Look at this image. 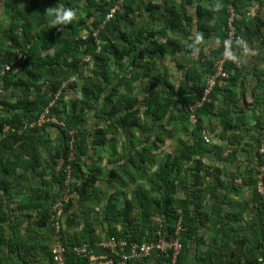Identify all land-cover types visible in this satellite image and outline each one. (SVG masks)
<instances>
[{
    "label": "trees",
    "instance_id": "1",
    "mask_svg": "<svg viewBox=\"0 0 264 264\" xmlns=\"http://www.w3.org/2000/svg\"><path fill=\"white\" fill-rule=\"evenodd\" d=\"M116 1L0 0V13L8 20L7 27L0 32V69L4 64L12 65L9 72L1 74L0 71V89L3 91L0 95V252L5 247L9 254L16 253L19 260L14 263L10 257L6 260L0 258V264H43L31 259L29 251L33 249L30 250L25 244L29 240L36 242L41 237V230L44 231L43 235L47 231L46 236L51 239L48 222L50 203L39 206L38 230L34 232L28 229L25 235H21L16 227L17 221H13L3 210L1 195L6 194V179L15 167L36 174V169L41 165L39 148L48 143L43 140L41 133L47 126L56 127L45 124L42 128L24 129L23 124L37 120L53 100L55 92L61 88V99L50 108V116L56 117L68 130L74 131V140L70 144L65 131L56 128L59 133V153L56 157L62 160L56 177L58 191L63 187L64 167L69 165L70 188L74 198L67 207L70 211L67 225H72L73 219L74 225L82 221V218L86 221L81 232L66 241V247L83 242L92 245L97 241L93 227L95 222L101 226L104 222L107 224L106 238L124 237L141 243L146 232H149V240L173 236L176 223L181 218L184 230L180 234V242L183 249L185 233L189 232L185 222L187 212L185 201L173 198V185L184 166L194 159L199 160L205 154L206 147L210 146L202 140L203 128L200 122L203 116L213 113L217 95L223 92L226 94L224 99L227 107L234 102L229 87L237 81L239 71L235 68L236 53L243 48L244 43V34L241 33L238 20L235 21L236 36L241 42L233 40L230 58L223 63L227 77L216 81L211 91V102L195 111L194 123L189 120L190 115L183 105L197 100L205 80L215 73V65L222 59L226 43L227 5L231 4L237 13V0H222L217 13L196 4L195 25L199 39L196 37V42L192 44L197 45L200 39L208 38L211 33L217 35L219 43L215 49L202 56V69L198 71L197 68H191L177 89L167 82L165 73H160L156 66L157 61L161 62L165 56L174 54L181 45L167 43V40L160 42L153 31H135L134 20L137 13L147 10L150 16L160 15L163 18L161 27L164 31L169 28L179 29L182 22L190 27L191 20L184 14L182 5L172 0H161L158 5L142 0H123L122 12L116 13L115 19L108 21L97 38H93L92 31L105 20ZM57 3L74 8L77 14L76 19L59 32L45 13L47 8ZM83 32H87L85 39L81 38ZM96 41H99L98 51ZM187 51L190 52V49ZM87 56L92 62L88 74V63L83 62ZM126 58H131L128 63L131 68L126 73L116 72L114 69L122 66ZM139 79L146 81L148 86L142 96L135 92L134 84ZM220 81L223 82L219 84ZM190 84L193 87L187 90L183 88V85ZM74 89H79V97L65 99L64 94ZM93 120L92 129L87 130L86 126ZM223 123L224 130L232 129L231 124L225 120ZM4 125L14 131L4 135ZM188 127L191 128L189 135L194 142L187 144L177 138L180 147L176 154L156 165L153 152L166 140L174 138L177 130L186 132ZM255 129L259 144L264 132V113L256 117ZM117 144L122 146L123 155H128L127 164L123 170L119 167L108 172V185L114 187L116 179L123 181L122 174L133 183H137L138 178L146 179L148 183L152 178L153 182L148 189L136 184L129 199L124 193L109 196L101 207V217L91 222L89 213L94 206L99 205V199H91L95 195L93 185L98 180V171L87 164V152L94 146L107 147L111 156H114ZM20 156L26 159L21 161ZM10 157L15 160L11 161ZM257 161L259 167L261 157L258 154ZM10 162L13 168L9 166ZM154 166L157 168L150 173V168ZM31 192L32 195H38L37 190L32 189ZM151 192L157 193L159 198L151 199ZM258 201L259 211L262 210L264 214L259 196ZM88 204H92V207L89 208ZM73 206H77V209L71 213ZM5 223H8L9 233L4 227ZM114 225H121V231H115ZM163 261L164 257L159 255L157 264ZM141 262L132 261L127 264Z\"/></svg>",
    "mask_w": 264,
    "mask_h": 264
},
{
    "label": "crops",
    "instance_id": "2",
    "mask_svg": "<svg viewBox=\"0 0 264 264\" xmlns=\"http://www.w3.org/2000/svg\"><path fill=\"white\" fill-rule=\"evenodd\" d=\"M142 1L158 5L161 0ZM172 1L182 5L184 14L191 20L190 27L182 22L179 29L169 28L164 31L161 27L163 18L160 15L152 17L149 11L142 10L136 14L134 30L153 31L160 42L167 40V43L175 42L181 45L177 52L165 56L161 62L157 61L156 66L160 73H165L167 82L177 89L183 83L186 72L191 68H197L198 71L202 69V56L215 49L219 43L217 35L211 33L208 38L200 39L197 45L192 44L196 42L199 33L195 25L196 4L199 3L201 7L217 13L222 6V0ZM236 7L237 22L241 33L244 34V43L243 48L236 53L235 68L239 71L237 81L234 86L229 87L234 102L227 107L224 99L226 94L223 92L217 95L213 113L203 116L200 122L202 132L210 138V146L206 147L205 154L199 160L194 159L184 166L173 185V198L185 201V222L189 231L185 233L178 264H255L258 257H264V214L262 210V214L259 211L260 204L256 193L258 133L255 129L256 117L264 113V0H237ZM129 61L131 58L122 62L126 72L131 68L128 66ZM119 68L121 66L114 70L122 74L123 71ZM138 81L135 82V87L136 83H146L140 79ZM191 86L192 84L183 85V88L187 90ZM241 94L243 97H240ZM224 120L232 125V129H223ZM186 130L180 131L181 133L177 130L174 138L166 140L171 143L168 151L163 150L164 143L153 152L156 165L164 162L168 156L176 154L180 147L177 138L187 144L194 142L189 135L191 128ZM41 134L43 140L48 143L39 148L41 165L36 169V174L15 167L6 179V194L1 195L3 210L13 221H17L16 227L21 235H25L28 229L34 232L38 230L39 206L48 205L59 190L56 180L62 162L56 157L59 153V133L49 127L43 129ZM115 150L116 155L111 156L107 147L94 146L88 149L87 164L98 171V180L93 185L95 195H92L91 199H99V205L94 206L89 213L91 222L101 217V207L109 196L124 193L129 199L136 184L148 189L153 182L152 178L150 183L146 179L138 178L137 183H133L122 174L124 182L116 179L113 182L114 187L109 186L108 172L119 167L123 170L127 164L128 155H123L122 146L117 144ZM10 159L15 160L11 157ZM25 159L24 156L21 157V161ZM9 166L13 168V163L10 162ZM156 168L157 166L151 167L150 173ZM32 189L37 190L38 195H32ZM150 198L159 197L157 193L151 192ZM87 206L91 208L92 204ZM76 207L73 206L71 213ZM69 214L70 211L67 218ZM67 218L63 230L67 240H70L81 232L86 221L82 218V221L74 225L73 219V224L68 226ZM7 224L5 223L4 227L9 233ZM114 226L115 231H121V225ZM93 227L98 240L106 238L108 227L105 222L102 226L95 222ZM40 233L41 237L36 242L29 240L25 246L33 249L29 251L31 259L37 263L40 261L48 264L52 239L46 236L47 231L45 236L44 231L41 230ZM145 234L141 243L150 241V238L147 239L149 232ZM8 257L14 263L19 261L16 253L9 254L4 247L1 249L0 258L6 260ZM158 257L157 253L152 252L141 264H157Z\"/></svg>",
    "mask_w": 264,
    "mask_h": 264
},
{
    "label": "built area",
    "instance_id": "3",
    "mask_svg": "<svg viewBox=\"0 0 264 264\" xmlns=\"http://www.w3.org/2000/svg\"><path fill=\"white\" fill-rule=\"evenodd\" d=\"M234 1V0H229ZM123 0H117L109 9L105 16V20L99 25L96 30L92 31L93 38H97L100 31L103 30L104 25L115 19L116 13L122 12ZM227 21H226V43L222 54V59L215 65V73L208 77L202 87L200 95L194 102L183 105L184 110L189 113V120L194 123L195 111L202 108L211 102V91L218 79H225L227 74L223 70V63L226 59L230 58V47L234 39L241 42V39L236 36L235 21L238 18L234 7L228 3L227 5ZM87 32L81 34V38L85 39ZM97 51L99 50V41H96ZM90 58L87 56L83 62H89ZM11 64L2 65L1 74L9 72L12 67ZM64 86V85H63ZM3 91L0 89V95ZM62 88L55 92L53 100L39 115L37 120L32 122H24V129L42 128L45 124L54 125L67 134L70 139V144L74 140V131L68 130L64 123L54 116H50V108L61 99ZM14 129L8 125L2 127V132L7 134L13 132ZM3 135V136H4ZM202 140L205 144H210V138L205 132L201 133ZM257 154L261 157V162L258 167L256 175V193L259 196L261 203L264 206V132L257 147ZM72 159V155L69 156ZM65 179L62 189L57 192L50 202L49 213V228L51 229L52 246L49 252L50 264H127L132 261H143L152 252L163 256L164 261L162 264H177L178 257L182 250L180 242V234L184 228L182 226L181 218L178 219L173 236L159 237L152 239L148 242L138 243L128 238H119L110 236L95 241L92 245L86 242L73 244L66 247L67 238L65 236L63 225L67 218V207L70 201L74 198V193L70 188L71 176L70 166L64 167ZM25 264V263H19ZM256 264H264V257H258Z\"/></svg>",
    "mask_w": 264,
    "mask_h": 264
},
{
    "label": "clouds",
    "instance_id": "4",
    "mask_svg": "<svg viewBox=\"0 0 264 264\" xmlns=\"http://www.w3.org/2000/svg\"><path fill=\"white\" fill-rule=\"evenodd\" d=\"M45 13H47L50 23L58 32L61 28L71 24L76 19L77 15L74 8L58 3L54 7L47 8ZM197 39H199V37H197Z\"/></svg>",
    "mask_w": 264,
    "mask_h": 264
},
{
    "label": "rangeland",
    "instance_id": "5",
    "mask_svg": "<svg viewBox=\"0 0 264 264\" xmlns=\"http://www.w3.org/2000/svg\"><path fill=\"white\" fill-rule=\"evenodd\" d=\"M23 2L25 1V0H22ZM8 23V20H7V18H6V16L1 12L0 13V32H1V30L2 29H4V28H6L7 27V24ZM84 63H86V62H84ZM88 63V66L86 67V71H87V74L89 73V70L91 69V61H89V62H87ZM124 65V64H123ZM121 66V68H119L121 71H123V73H126V71H124V66ZM139 82V81H138ZM146 87H148L147 86V83H136V93L138 94V95H140V96H142V94H143V91L146 89ZM145 93V92H144ZM64 96H65V99H77L78 97H79V89H74V90H72L71 92H69V93H67V94H64ZM94 122L93 121H90V123L86 126V129L87 130H90V129H92V124H93ZM47 128H49V126H47L46 127V129ZM52 128H54V127H52ZM54 129H56V128H54ZM57 130V129H56ZM181 133V132H180ZM170 147H171V143H169V141H166L165 142V144L164 145H162V148H163V150L166 152V151H168L169 149H170ZM57 192H59V191H57ZM56 192V193H57Z\"/></svg>",
    "mask_w": 264,
    "mask_h": 264
}]
</instances>
